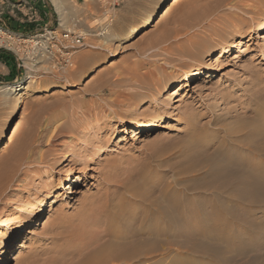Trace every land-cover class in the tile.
<instances>
[{"label": "rangeland", "instance_id": "obj_1", "mask_svg": "<svg viewBox=\"0 0 264 264\" xmlns=\"http://www.w3.org/2000/svg\"><path fill=\"white\" fill-rule=\"evenodd\" d=\"M58 1L62 17L50 0H43L52 13V18L45 21L36 0H0V30L4 33L0 35V58L10 61L18 74L17 78L0 83V90L26 81L25 89L17 91L22 101L18 118L0 143V233L11 230L18 218V208L32 207L39 199H49L51 188H59L56 204L46 209L38 225L26 228L18 236L15 248L8 252L3 264H36L37 261L42 264L52 255L62 256L77 250L85 237L101 230L93 223H81L89 218L90 206H96L100 196L115 193L122 183L134 180V173L147 174L156 185L170 192L179 189L183 196L194 198L195 191L184 190L182 184L198 181L196 173H179L181 136L191 128L211 130L207 126L213 118L211 115H225L228 110L240 108L237 101L245 99L243 95L252 90L255 81H264V34L255 33V27L264 22V0H170L152 26L134 41H127L128 33L143 21L156 0ZM15 19L28 28L22 31L10 28L9 22ZM233 20L246 21L242 37L236 42L237 50L243 54L222 56L220 52L206 58L214 40L223 42V47L235 46L233 34H229ZM48 31H55L58 37L64 31H75L77 34L73 36H82V43L85 42L77 49L73 68L59 71L57 67L58 75L63 77H57L53 73L56 66L50 68L48 62L30 63L16 52L12 43ZM97 33L100 36L95 37ZM73 36L64 42L71 44ZM192 45L197 46V52H191ZM79 54L86 59L92 57L95 63L80 70ZM112 54L114 57L109 59ZM151 61L166 67L157 73L158 77L167 76L175 69L181 74L203 69L214 78L208 80L205 75L184 83L176 90L178 96L174 99L170 93L155 91V84L150 82L116 89L135 93L131 103L136 110L126 120L135 117L156 120L163 110L157 113L150 99L159 94L172 99L169 106L172 119L168 124L153 132H140L138 140L129 138L133 125L122 117L103 122L101 127L85 129L97 115L78 116L79 107L84 102L99 101L97 95L90 94L91 90L99 91L97 83L105 78L115 79L121 63L139 65ZM86 70L89 77L79 84ZM29 75L33 77L27 78ZM50 88L55 89L47 93ZM10 101L0 92V119L8 115ZM41 136L44 139L40 140ZM48 137L62 142L61 149L66 148L65 155L70 161H63V157L54 153L50 157L53 167H39L40 170L31 172L38 162L18 163L12 158L13 151L20 150L23 144L35 146L40 155L46 154ZM8 166L12 167L14 177L23 179L19 186L11 185L6 179ZM79 175L83 176L82 183L68 194L63 187H68V179ZM208 211L203 208L200 214ZM235 212L244 218V223L230 220L217 224L218 241L224 249L219 258L182 250L171 253L169 264H263L264 207ZM84 230L87 234L80 235Z\"/></svg>", "mask_w": 264, "mask_h": 264}, {"label": "bare ground", "instance_id": "obj_2", "mask_svg": "<svg viewBox=\"0 0 264 264\" xmlns=\"http://www.w3.org/2000/svg\"><path fill=\"white\" fill-rule=\"evenodd\" d=\"M50 1L57 7L62 17L63 12L59 10L60 2ZM168 1L170 0H156L153 8L144 14L143 21L130 30L126 37L127 41L136 40L145 29L151 27ZM245 24L244 20H233L229 34H233L232 45L235 43V46L223 47V42L214 40L205 57L210 58L220 52L222 56L235 52L243 54L241 50H237L236 42L242 37ZM255 29L256 34H264V22L258 24ZM68 33L69 36L77 34L75 31ZM36 36L20 41L17 50L21 56H26L28 61L40 63L39 59L44 54L45 48L41 41H35ZM69 36L65 37L70 39ZM96 36L100 34L97 33ZM78 38L79 36L75 39ZM84 43H80L79 46H83ZM197 51V46L192 45L191 52ZM77 53L78 51H72L67 54L68 56L65 55L69 63L77 59ZM113 57L112 54L109 59ZM119 66L120 71L115 74V79L105 78L97 83L99 91L91 90L90 94L97 95L99 101L84 102L79 107L78 116L97 115L93 116L90 124L85 123V129L101 127L103 122L109 123L111 119L113 121L122 117L133 125V128L129 129V138L138 140L140 132L146 134L158 128L163 129L168 124L172 119L169 110L172 99H164L160 94L150 99V103L158 109L157 113H160L159 109L163 110V114L156 120L147 121V117L126 120L136 110L131 103L135 93L116 89L146 85L150 82L155 84V91L170 93L174 99L178 96L176 90L184 83L195 81L205 75L208 80L214 78L203 69L185 74L175 69L167 76L158 77L157 73L164 71L166 67L152 61L139 65L124 62ZM35 70L40 71L38 68ZM88 72L89 70H86L81 74L79 84L88 79ZM53 73L58 75V68ZM31 77L33 76L29 75L27 78ZM143 79H148V82H142ZM25 87L26 81L0 90L4 97L11 100L8 115L0 119V143L18 118L22 101L17 91ZM54 89L50 88L46 92L50 93ZM243 97L244 100L237 101V106L240 108L228 110L225 115L210 116L213 118H210L207 126L211 130L207 127L191 128L181 136L179 173L180 175L196 173L194 176L198 181L191 180L190 183L182 184L186 187L184 190L195 191L194 198L183 196L184 193L179 192V189L171 193L166 187H160L152 182L147 174L134 173L132 174L134 180L122 183L115 193L100 196L97 205L90 206L87 214L89 218L81 223H93L101 227V230L85 237L79 243L77 250L62 256L52 255L47 261H41L42 264H169L171 253L182 250L196 252L213 259L219 258L224 253V249L218 241L217 224L230 220L244 223V218L235 211L264 207V81H255L252 90L247 91ZM189 118L192 120L193 117L189 116ZM81 128L83 127L80 125ZM74 129L77 127L75 126ZM42 139L43 136L40 137V140ZM46 142L49 147L46 154L40 155L35 146L23 144L20 150L13 151L12 158L18 163L38 162L31 172L47 168L49 165L53 167L54 164H50L52 161L50 157L54 153L63 157V161L68 160V156L65 155L66 148L61 149L62 142L50 137ZM82 162L87 163L85 160ZM8 171L6 178L8 182L19 186L23 179L14 177L12 167L8 166L5 174ZM82 181V175L68 179V187L63 188L68 190V194H72L73 188ZM58 190L59 188L55 186L49 192V199H39L32 207L18 208V218L11 230L0 233V264L4 263L8 252L15 248L18 236L26 228L38 225L46 209L56 204ZM12 195V197L16 196V194ZM203 208L209 210L207 214H200ZM185 211L189 214H185ZM208 223L210 227L207 226ZM212 225H215L214 228H211ZM202 227L206 229L202 230ZM78 233L79 231L76 234ZM81 234L86 235L87 232L80 231ZM36 264H40L39 261Z\"/></svg>", "mask_w": 264, "mask_h": 264}, {"label": "built area", "instance_id": "obj_3", "mask_svg": "<svg viewBox=\"0 0 264 264\" xmlns=\"http://www.w3.org/2000/svg\"><path fill=\"white\" fill-rule=\"evenodd\" d=\"M118 0H114V3H116ZM4 33H2V31L0 30V35L2 37ZM62 35V36H61ZM42 36V37H40ZM46 36V37H45ZM65 36H69V34L64 31V33L59 34V37L56 35L55 31H48L45 33V35H37L35 39V41H41V43H43L42 45L45 48L44 54L40 57V63L41 62H48L50 65V68L55 65L56 67H59V71L60 70H65L68 68L72 67L73 62L69 63V59H67L65 57L68 56L67 54H70L72 51H77V49H79L82 46H79L80 43H82V37H79L78 39H74V41L72 42L74 44V46H79V47H71L72 44H67L64 41H69L67 37ZM73 35H70V37H72ZM78 36V35H77ZM77 36H73L74 38H76ZM33 37V36H32ZM12 39L11 37H7V39ZM28 39V38H26ZM23 39L17 40V42H12L15 44V48H16V52L19 53L17 51V48L19 46V42L22 41ZM83 44V43H82ZM70 56V55H69ZM25 58H27L26 56H24ZM33 59V58H32ZM32 64H39L37 63V61L31 62ZM36 67V66H33Z\"/></svg>", "mask_w": 264, "mask_h": 264}, {"label": "crops", "instance_id": "obj_4", "mask_svg": "<svg viewBox=\"0 0 264 264\" xmlns=\"http://www.w3.org/2000/svg\"><path fill=\"white\" fill-rule=\"evenodd\" d=\"M36 5L40 13L44 16V20L49 21L52 18V13L49 11L47 4L45 5L43 0H36ZM9 24H10V28H12L15 31H22L28 28L27 25L20 24L16 19L14 21H10ZM80 56L78 58L80 70L86 69L87 66L95 63V60L92 59V57H88L87 60L85 55H80ZM17 76H18L17 71L16 69H14L12 63L8 60L4 61L2 60V58H0V83H7L13 80L14 78H17Z\"/></svg>", "mask_w": 264, "mask_h": 264}]
</instances>
